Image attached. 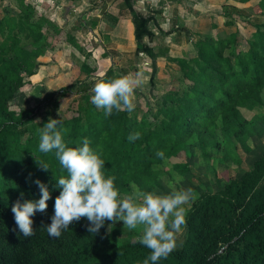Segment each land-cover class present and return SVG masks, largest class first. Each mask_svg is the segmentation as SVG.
Masks as SVG:
<instances>
[{
    "label": "trees",
    "instance_id": "16d2710c",
    "mask_svg": "<svg viewBox=\"0 0 264 264\" xmlns=\"http://www.w3.org/2000/svg\"><path fill=\"white\" fill-rule=\"evenodd\" d=\"M18 3L19 11L0 16V264H143L150 250L137 239L117 241V231H106L104 226L98 234L90 233L86 218L63 229L59 239L47 233L54 200L61 191L57 181L67 178L68 173L54 151L39 150L40 134H29L22 141L21 135L25 130L32 132L25 124L37 106L51 102L54 94L70 92L74 82L48 93L38 105L22 108L18 114L11 109L10 100L24 84V76L35 71L36 56L52 43L46 24L34 14L33 6ZM256 5V12L263 15L264 0H257ZM254 26L243 50H232L235 31L221 38L198 36L192 43V54L166 57L177 65L182 85L164 90L153 107L147 106L138 117V105L132 116L116 110L106 116L103 109L91 103L92 88L98 80L125 75L119 67L109 66L102 76L94 77L97 81L89 79L79 89L87 92L90 100L75 102L70 116L57 118L67 129L63 137L67 146L82 147L87 138L89 146L105 161V176H114L115 186L126 194L133 185L155 192L157 176L163 172L156 167L176 156V146L188 151L190 141L204 153L206 148H215L222 159L228 157L226 146L233 140L247 151V137H255L259 129L264 133V27ZM135 36L132 55L137 57L141 52L149 58L152 88L157 53L148 41H138L140 32ZM84 54L89 56L87 51ZM79 70L86 79L94 72L85 60ZM255 107L263 109L255 113L258 120L246 119L242 110ZM137 132L140 138L129 141V136ZM157 151L164 152L162 159L156 156ZM41 163H46L49 170H41ZM170 168L182 172L187 163L177 161ZM36 179L47 185L51 198L46 212L31 217L35 234L24 237L11 208L18 199L23 203L40 198ZM156 264H264V151L249 169L229 176L220 189L198 194L187 211L183 238L166 259Z\"/></svg>",
    "mask_w": 264,
    "mask_h": 264
},
{
    "label": "rangeland",
    "instance_id": "374dc122",
    "mask_svg": "<svg viewBox=\"0 0 264 264\" xmlns=\"http://www.w3.org/2000/svg\"><path fill=\"white\" fill-rule=\"evenodd\" d=\"M19 1L22 3V6L27 4L26 2L28 4L30 3L29 0H0V16L4 12H10L11 10L19 11V7H21L19 6ZM253 1H248L246 5L244 3L243 7L239 9L234 8L233 10H228V8H223L222 11L224 13L229 12L231 16L229 19L226 16L223 24L220 22L218 23V27L211 28L214 30L209 29L207 32H216L213 37L221 38L236 31L235 41L231 46L232 50L245 49L247 47V39L250 38V33L255 30L254 24L264 27V14L259 15L256 12L257 5ZM80 11V15L76 18L62 20V18L56 19L53 11H47L48 17H45L46 13L34 8V14L39 15L38 17L41 22L46 24V29L49 33L48 37L52 43L50 45L48 44L42 50L41 54L36 56L34 73L24 76V84L14 92L9 106L14 110L15 114H18L22 108L38 105L48 93H53L63 86H68L69 83L74 82V84L70 88V92L54 94L51 102L42 103L37 106V110L32 115V119L25 124L27 129H32V132L25 130V134L21 135V141L29 134H40L45 120L48 121L49 118L57 119L70 116L72 113L71 108L75 106V102L84 101L85 99L90 100L88 93L82 92L79 89L86 86L89 79L102 76L104 71L111 65L117 67V69L124 70V74L140 73L142 75L143 83L134 92V103L139 108L135 112V117H138L140 111H144L147 106L153 107L156 98L164 90L178 88L182 85V82L178 78L179 72L177 65L171 60H167L166 57L163 58L156 54L155 65L158 69H156L155 76L153 77V87L149 88L152 68L151 62L145 54L134 57L132 50L125 49L123 52H118L119 56L113 55L111 57L103 55L102 53L104 52L110 53V55L114 54L113 48H111L112 45L108 42L106 44L107 49L105 50L99 41V39L103 40V37H101L100 33L93 30L95 26H90V30L92 31L89 32V26L85 27L83 23H78V19L86 17L85 12ZM261 13H264V8L261 10ZM213 18L215 17L213 16ZM227 24L231 26H225ZM186 40H188V43L182 46L184 47L183 49L187 47H192L193 49L192 43L196 40L195 36L191 35V38L188 37ZM149 44H154V42H150ZM86 51L89 56L85 57L84 52ZM178 52L176 53V55H180L178 57H182L186 53L185 50ZM82 60H85L94 69L92 75L87 79L84 78V73L79 70V64ZM94 80L97 81L96 78ZM256 112L261 113L263 109L259 110L255 107L253 110H242V113L247 117L246 119L251 117L254 121L258 120V115L255 114ZM132 113L133 111L129 115L132 116ZM215 135V139L219 140L220 136L217 133ZM246 144L248 150L244 151L233 140L230 146H226L228 157L225 159L218 156L219 151L215 148H206L205 153L201 152L198 150L196 142L194 141H190L189 147L187 148L188 151H186V147L184 146H176V156L168 158V162L164 160L162 165L156 167H160L163 172L157 176L158 185L154 188L155 192L157 194H168L173 189L181 190L192 188L199 194L202 191L213 192L220 189L222 184L228 180L229 176H238L244 170L249 169L251 162L264 151V133L262 130L259 129L255 137H247ZM177 161H185L187 163V169L182 172L172 170L170 168L171 163ZM177 177H182V179L177 182ZM120 195L123 197L126 193H120ZM104 228L106 231L112 228L115 229L117 231V235H115L117 241L136 240L141 234L138 229L128 230L122 221L114 224L106 221ZM184 232L185 227L183 232L178 236L177 244L183 238Z\"/></svg>",
    "mask_w": 264,
    "mask_h": 264
},
{
    "label": "clouds",
    "instance_id": "9594fccd",
    "mask_svg": "<svg viewBox=\"0 0 264 264\" xmlns=\"http://www.w3.org/2000/svg\"><path fill=\"white\" fill-rule=\"evenodd\" d=\"M143 83L142 75L125 74L117 78L98 80L92 88L91 103L103 109L105 115L135 110L134 92ZM67 129L62 121L52 119L43 124L40 132L39 150L43 153L55 152L60 165L67 171L68 177H61L56 186L61 189L54 200V211L50 224L46 225L49 237L59 239L61 231L68 229L73 222L86 218L87 231L98 234L106 221L111 224L122 221L128 230H139L138 243L150 250L143 264H156L166 259L177 247L178 236L186 226V215L191 202L198 198L192 188L175 190L168 194L145 192L133 185V191L121 197L114 184L115 177H106L103 168L105 161L93 150L87 138L82 147H68L64 134ZM139 132L131 134L129 141L139 139ZM158 158L164 157L163 151H157ZM48 171V165H38ZM182 177H177V182ZM34 183L40 190L36 201L18 199L11 208L19 231L24 237L35 234L32 227L37 212L47 210V201L51 193L46 184L36 179ZM23 195V194H21Z\"/></svg>",
    "mask_w": 264,
    "mask_h": 264
},
{
    "label": "crops",
    "instance_id": "0c3cea01",
    "mask_svg": "<svg viewBox=\"0 0 264 264\" xmlns=\"http://www.w3.org/2000/svg\"><path fill=\"white\" fill-rule=\"evenodd\" d=\"M248 1L250 0H29V4L46 13L45 17H48L47 11H53L56 19L62 20L76 18L80 15V10L84 11L86 17L78 19V23L89 26V32L92 31L90 26H95L93 30L103 37V40L99 39L102 47L106 50L108 42L112 45L114 54L107 53L108 56H119L118 52L125 49L133 50L135 34L140 32L142 36L138 41H153L154 44H150L152 50L164 58L180 56L176 53L181 50L192 54V47H182L188 43L186 38H191V35L195 38L202 35L214 36L216 32L207 31L218 27L220 22L223 24L226 16L228 19L231 16L229 12L224 13L223 8L239 9ZM160 41H164L163 44ZM140 54L142 53L139 52L138 55Z\"/></svg>",
    "mask_w": 264,
    "mask_h": 264
}]
</instances>
